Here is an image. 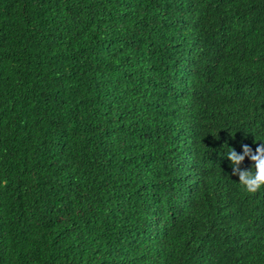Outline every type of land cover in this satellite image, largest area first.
I'll return each mask as SVG.
<instances>
[{"label": "trees", "instance_id": "1", "mask_svg": "<svg viewBox=\"0 0 264 264\" xmlns=\"http://www.w3.org/2000/svg\"><path fill=\"white\" fill-rule=\"evenodd\" d=\"M260 141L264 0H0V264H264Z\"/></svg>", "mask_w": 264, "mask_h": 264}, {"label": "clouds", "instance_id": "2", "mask_svg": "<svg viewBox=\"0 0 264 264\" xmlns=\"http://www.w3.org/2000/svg\"><path fill=\"white\" fill-rule=\"evenodd\" d=\"M241 148L242 152L238 153L229 147L226 153L231 163V175L238 177V183L246 193L254 195L264 189V141H260L255 150L248 144H242ZM246 158L251 164L242 167Z\"/></svg>", "mask_w": 264, "mask_h": 264}]
</instances>
